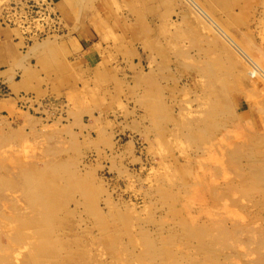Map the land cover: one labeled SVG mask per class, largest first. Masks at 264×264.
Returning <instances> with one entry per match:
<instances>
[{
    "label": "rangeland",
    "instance_id": "obj_1",
    "mask_svg": "<svg viewBox=\"0 0 264 264\" xmlns=\"http://www.w3.org/2000/svg\"><path fill=\"white\" fill-rule=\"evenodd\" d=\"M50 1L55 14L42 25L40 0H0V175L13 184L20 163L39 170L58 163L59 174L51 172L60 182L78 175L83 187L66 184L54 222L88 246L86 230L99 237L107 225L112 246L97 240L93 264H150L144 257L150 238L169 242L165 249L174 254L190 251L201 264L199 239L187 222L195 218L197 227L217 211L244 224L255 211L263 217L264 0H195L261 60L258 67L189 0ZM7 180L0 208L10 215L7 199L17 197L30 207ZM8 222L0 217L1 233ZM230 239H219L218 248L228 244L220 263L240 251L233 261L243 264L249 247L234 249L236 238ZM105 246L109 252H100Z\"/></svg>",
    "mask_w": 264,
    "mask_h": 264
},
{
    "label": "bare ground",
    "instance_id": "obj_2",
    "mask_svg": "<svg viewBox=\"0 0 264 264\" xmlns=\"http://www.w3.org/2000/svg\"><path fill=\"white\" fill-rule=\"evenodd\" d=\"M190 4H192L195 8L197 9L200 13L201 16L203 15L205 18H207L209 20V22L211 23V26L218 30V32H221V34L225 35L228 39L229 42L242 54L244 55L248 60H252L254 62L257 63V60L255 61L252 56H250L246 50L239 45V43L237 41H235L230 35H228V33L225 32V30L221 27V25L219 23H217V21L215 19H213L206 11L203 7H201V5H199L195 0H189ZM189 4V5H190ZM200 13H198L200 15ZM208 27L210 26V24H207ZM213 30L212 28H209L208 30ZM207 31V30H206ZM213 32V31H212ZM217 32V31H216ZM217 32V33H218ZM215 33V32H214ZM216 33V34H217ZM225 38V37H224ZM219 40V39H218ZM226 40V38H225ZM226 42V41H225ZM226 42V43H229ZM218 45V44H217ZM230 45V44H229ZM231 45V46H232ZM232 46V47H233ZM244 47L245 44H243ZM249 47V46H248ZM250 49V48H249ZM226 50V49H225ZM248 51V50H247ZM251 52V51H249ZM236 54V53H235ZM251 54H253V52H251ZM225 55V54H224ZM255 63V64H256ZM261 63V60H260ZM260 63H257V67L258 64L260 65ZM240 65V64H239ZM248 68V67H247ZM261 68L263 71L264 69ZM264 74V72H262ZM261 73V74H262ZM220 79V78H219ZM206 80V79H205ZM222 83V82H221ZM219 84V83H218ZM226 85V84H225ZM213 86V85H212ZM216 85H214L215 88ZM209 88V87H208ZM212 87V89H214ZM244 88V87H243ZM209 90V89H207ZM223 90V89H222ZM214 92V91H213ZM229 92V91H228ZM207 93V92H206ZM219 94V92L217 93ZM216 94V95H217ZM214 95V94H213ZM252 95V94H251ZM227 96V95H226ZM203 98V97H202ZM219 98V96H218ZM225 98V96H224ZM228 98V97H227ZM217 99V98H216ZM226 99V98H225ZM224 101V100H223ZM228 101V99H227ZM258 102V101H256ZM222 102L220 101L219 104ZM229 103V102H228ZM231 103V102H230ZM211 104V103H209ZM208 104V106H209ZM220 105V106H221ZM203 106V105H202ZM201 106V107H202ZM212 106V105H211ZM210 106V107H211ZM216 106L212 107V111L210 112L211 115H213L216 112ZM223 106V105H222ZM206 107V106H205ZM209 107V108H210ZM208 108V107H207ZM224 107H222L223 109ZM231 108V107H230ZM183 109V108H182ZM198 109V108H197ZM204 109V108H202ZM226 109V108H225ZM231 110V109H230ZM235 110V109H234ZM210 111V110H209ZM205 113V112H204ZM221 113V112H220ZM191 114V113H190ZM186 115V114H185ZM199 115V113H198ZM204 115V114H203ZM215 115V114H214ZM202 116V115H200ZM216 116V115H215ZM214 116V117H215ZM218 116V115H217ZM233 116V114H232ZM236 116V115H235ZM212 117V116H211ZM219 117V116H218ZM234 117V116H233ZM202 118V117H201ZM207 118V117H206ZM210 118V116H209ZM203 119V118H202ZM229 119V118H228ZM198 120V119H197ZM200 120V119H199ZM215 120V119H214ZM203 121V120H202ZM211 121V120H209ZM197 122V121H196ZM201 122V121H200ZM204 123L206 122V119H204L203 121ZM216 123L218 121H215ZM214 122V123H215ZM221 122V121H220ZM228 123V122H227ZM211 124V123H209ZM239 123H237L238 125ZM191 125V124H190ZM203 125V123H202ZM215 125V124H214ZM185 126V125H184ZM192 126V125H191ZM216 126V125H215ZM220 126V125H219ZM193 127V126H192ZM190 127V128H192ZM196 127V126H195ZM239 127V126H238ZM194 128V127H193ZM197 128V127H196ZM199 128V127H198ZM230 128V127H229ZM237 128V127H236ZM241 128V127H240ZM198 130V129H196ZM195 130V131H196ZM226 130V129H225ZM189 131H192L189 130ZM235 131V130H234ZM243 131V129H242ZM241 134H244L242 133ZM197 132V131H196ZM214 132V131H213ZM12 133V132H11ZM225 133V132H224ZM200 134V133H199ZM203 134V133H201ZM238 134V133H237ZM240 134V133H239ZM240 134V135H241ZM61 135V134H60ZM204 135V134H203ZM13 136V135H12ZM55 136V135H54ZM214 136V135H213ZM212 136V137H213ZM238 136V135H237ZM243 136V135H242ZM50 137V136H49ZM65 137V136H64ZM206 137V136H205ZM229 137V136H228ZM203 140L204 137L202 136ZM216 138V137H215ZM73 139V138H72ZM196 139V137H195ZM207 139V138H206ZM209 139V138H208ZM218 139V138H217ZM230 139V137H229ZM234 139V138H233ZM236 139V138H235ZM71 140V139H70ZM75 140V139H74ZM73 141V140H71ZM196 141V140H195ZM198 141V140H197ZM226 141V140H225ZM228 141V140H227ZM237 141V140H236ZM56 141H54L55 143ZM75 142V141H74ZM230 143V142H229ZM59 144V143H58ZM228 144V143H227ZM67 145V144H66ZM50 145H48L49 147ZM53 148V145H51ZM57 146V145H56ZM55 146V148H56ZM206 147V146H205ZM230 147V146H229ZM239 147V146H237ZM242 147V146H241ZM232 148V147H231ZM51 149V148H50ZM241 149V148H240ZM63 150V149H62ZM65 151V150H63ZM68 151V150H67ZM209 151V150H208ZM207 151V152H208ZM217 151V150H216ZM215 151V152H216ZM58 152V151H55ZM206 152V151H205ZM212 152V151H211ZM223 152V151H222ZM59 153V152H58ZM241 153V152H240ZM7 154V153H6ZM204 154V153H203ZM235 154V153H234ZM253 154V153H252ZM216 155V154H215ZM54 157V155H52ZM198 157V156H197ZM204 157V155H203ZM210 157V156H209ZM225 157V156H224ZM255 157V156H254ZM34 158V157H33ZM57 158V156H56ZM212 158V157H211ZM62 159V157H61ZM65 159V158H64ZM63 159V160H64ZM68 159V158H67ZM34 160V159H33ZM53 160V159H52ZM201 160V159H200ZM204 160V159H203ZM210 160V158H209ZM257 160V159H256ZM42 161V160H40ZM62 161V160H61ZM206 161V160H205ZM22 162V161H21ZM25 162V161H24ZM29 162V161H28ZM59 162V161H58ZM20 163V162H19ZM63 163V162H62ZM202 163V162H201ZM205 163V162H204ZM239 164V163H238ZM26 164L24 165L20 163L19 167L20 170L18 172V174H15V180L13 179V184L12 182L9 181V179L7 180L4 175H0V184L1 183H8L7 186H9V182L11 183V186L14 187V189L16 191H20L22 194L21 196L25 197V201H27L28 205H30V207H25L22 205L20 206V202H19V197H17V195L15 197H17V200L14 199H6L9 200L11 203H13V209H11V213L10 215L6 214L7 212H5L2 208H0V217H5L9 220L8 227L6 228L4 226V231H2V233L0 232V264L1 262L3 264L7 263V264H93L94 263V256H93V245L95 242H97V240L99 241H103L101 243H107L108 241L110 242V240L108 239L109 236L107 235L108 229H107V225L105 226L104 223H102L100 225V234L99 237H96L93 233V231H89L88 228L86 231L91 232V238L89 246L87 245L88 242H85L83 240V238H81V234H72V235H64L63 231H61V229H63L62 223L60 225V223L58 222V224L61 227V229H58L55 225V219L56 218V212L59 208V201H61L60 198H62L61 194L63 191H66V184L72 185V188L74 187L73 184L78 183L77 188H81L83 187L82 184H79V177L78 175H73L67 178V181L65 182H60V179H58L59 177L56 175H54L55 173L51 172V169L54 170V168L58 167V163L56 166H54V164L49 166H46L47 168L43 169V170H39L38 167L36 168L33 165H29ZM211 165V164H210ZM240 166V165H239ZM18 167V168H19ZM33 167V168H32ZM35 167V168H34ZM216 167V166H215ZM225 167V166H224ZM256 167V165H255ZM254 167V168H255ZM60 168V166H59ZM58 168V169H59ZM77 168V167H76ZM221 168V167H220ZM232 168V167H231ZM250 168V167H249ZM42 169V168H40ZM218 169V168H217ZM222 169V168H221ZM16 170V169H15ZM61 170V169H60ZM240 170V168H239ZM253 170V169H252ZM250 170V172L252 171ZM56 171V170H54ZM210 171V170H209ZM229 171V170H228ZM257 171V170H256ZM259 175H261V177H263L264 175V166H260L259 168ZM257 171V172H258ZM57 172V171H56ZM61 172V171H60ZM241 172V170H240ZM249 172V173H250ZM58 173V172H57ZM224 173V172H223ZM222 173V174H223ZM237 173V171H236ZM244 173V172H241ZM252 173V172H251ZM261 173V174H260ZM2 174V173H1ZM59 174V173H58ZM216 174V173H215ZM228 174V173H227ZM239 173H237L238 176ZM245 174V173H244ZM248 174V173H247ZM254 174V173H253ZM221 175V174H220ZM230 175V174H229ZM196 176V175H195ZM194 176V177H195ZM198 176V175H197ZM196 176V177H197ZM210 176V175H209ZM223 176V175H222ZM239 177V176H238ZM253 177V175H252ZM200 178V176L198 177ZM11 179V176H10ZM217 179V178H216ZM250 179V178H249ZM70 180L74 183H71ZM218 180V179H217ZM256 180V179H255ZM12 181V180H11ZM201 181V180H200ZM199 181V182H200ZM210 181V179H209ZM222 181V180H221ZM248 181V180H247ZM250 181V180H249ZM252 182V179H251ZM256 182V181H254ZM259 182V181H257ZM263 182V181H262ZM210 183V182H209ZM212 183V182H211ZM231 183H233L231 181ZM235 183V182H234ZM241 183V182H240ZM246 182L242 183L245 184ZM249 184L250 183L248 182ZM260 183V182H259ZM196 184V182H195ZM247 184V183H246ZM256 184V183H255ZM234 187V184H231ZM259 185V184H258ZM256 184V186H258ZM179 186V185H178ZM242 187V185H240ZM250 186V185H249ZM262 186V185H261ZM212 187V186H211ZM232 187V186H231ZM238 187V186H237ZM89 188V187H88ZM205 188V187H204ZM239 188V187H238ZM4 189V188H3ZM75 189V187L73 188ZM86 189V188H85ZM231 189V188H230ZM2 190V188H1ZM6 190V189H5ZM8 191V190H7ZM68 191H71L70 189ZM74 191V190H73ZM87 191V189H86ZM196 191V190H195ZM1 194V193H0ZM20 194L18 196H20ZM71 194V193H70ZM72 195V194H71ZM82 195V193H81ZM238 195V194H237ZM2 196V195H1ZM60 198H59V197ZM68 196V195H66ZM1 198V197H0ZM94 199V198H93ZM2 200V198H1ZM3 201V200H2ZM82 201V200H81ZM8 202V201H6ZM1 204H3L2 202H0ZM90 203V202H89ZM7 204V203H6ZM63 204V202L61 203V205ZM95 204V203H94ZM202 204V203H201ZM258 205V203H255ZM60 205V206H61ZM93 205V204H92ZM228 205V204H227ZM3 207V205H2ZM5 207V206H4ZM62 207V206H61ZM93 207V206H92ZM260 207V206H259ZM64 208V207H63ZM71 208V207H70ZM80 208V207H79ZM94 208V207H93ZM97 208V206L95 207ZM92 209V208H91ZM208 209V208H207ZM211 209V208H210ZM61 210H65L61 209ZM69 210V209H68ZM209 210V209H208ZM207 210V212H208ZM216 211V209H213ZM71 211V210H70ZM94 211V209H93ZM89 213L91 211H88ZM103 212V211H102ZM218 212V211H217ZM216 212V217H210L211 215H209V221H207V223H201L196 225L197 227H195V220H190L189 222H187L188 225H185V228L187 230H189L188 232H191L190 235L196 236L199 239V243H197L200 246V251L198 250L197 253H200L203 255V262L201 264H226V263H220V258L219 256L221 254H223V249H226V245L228 244H224L221 248H218V242L220 241L219 239H230V237L232 238H236V244L235 245H231V241H230V245L234 247H238L236 246L237 244H243L248 246L249 250L247 249V247H245L246 250H248L249 256L244 260L243 264H264V226L262 224H264V222L262 223L261 219L264 217L260 216L259 214L257 215V212L259 211H255L253 212L254 214L249 217L250 219V223H241V221H239V218L237 219H231L230 217H226V214H223V216L225 215L224 218L219 217V213ZM62 213V212H61ZM78 213V212H77ZM101 213V212H100ZM183 213V212H182ZM206 213V212H205ZM213 215L215 214L214 212H212ZM211 213V214H212ZM226 213V211H225ZM64 214V213H63ZM76 214V213H75ZM96 214V212L94 213ZM104 214V213H103ZM222 214V213H221ZM220 214V216H221ZM229 214V213H227ZM8 215V216H7ZM60 215V214H59ZM65 215V214H64ZM105 215V214H104ZM208 215V214H207ZM206 215V216H207ZM61 216V215H60ZM59 216V219L61 220ZM70 216V215H69ZM76 216V215H75ZM91 216H97V215H91ZM234 217V216H233ZM240 217V216H237ZM102 219V215L100 217ZM99 218V220H100ZM228 218V219H227ZM64 219V218H63ZM201 219V218H200ZM228 220H233L232 221V226L228 224ZM264 220V219H263ZM3 221V220H2ZM55 221V222H54ZM65 221V220H62ZM61 221V222H62ZM96 221V220H95ZM107 221V220H106ZM112 221V220H111ZM199 221V220H198ZM244 221V220H243ZM246 221V220H245ZM261 221V222H260ZM67 222V221H65ZM108 222V221H107ZM132 222V221H131ZM249 222V221H248ZM73 223V222H72ZM71 223V225H72ZM80 223V222H79ZM106 223V222H105ZM186 224V222H184ZM190 223V224H189ZM192 223V224H191ZM1 224V223H0ZM5 224V223H4ZM107 224V223H106ZM194 224V225H193ZM2 225V224H1ZM67 225V224H66ZM184 225V224H183ZM121 226V225H120ZM231 226V227H230ZM79 227V226H78ZM73 228V227H72ZM70 228V229H72ZM75 228V227H74ZM81 228H86V227H79ZM69 229V230H70ZM73 230V229H72ZM65 231V230H64ZM67 231V230H66ZM74 231V230H73ZM79 232V231H78ZM67 233V232H66ZM69 233V231H68ZM83 233V232H82ZM121 233V232H120ZM124 233V232H123ZM261 233V234H259ZM84 234V233H83ZM113 235V234H112ZM116 235V234H115ZM154 235V234H153ZM258 235L260 236V238H258ZM114 236V235H113ZM160 236V235H159ZM88 237V236H87ZM243 237V238H242ZM2 238L6 239V242L2 241ZM85 238V237H84ZM115 238V237H114ZM164 240H166V237ZM162 238V239H163ZM194 238V237H193ZM159 239V238H157ZM197 239V240H198ZM121 240V239H120ZM156 239H147L146 240V248L144 251V257L148 258V260L151 262L150 264H165V262H163L162 259H170L171 264H200V259L199 256L198 258L195 260L192 258L190 251H188V254H174L173 248H169V250L165 249V245L168 244L169 242L166 241L165 244H163L161 242L155 241ZM231 240V239H230ZM99 241V242H100ZM114 241V240H113ZM117 241V240H116ZM193 242V241H192ZM256 243V247L254 249L251 248V244ZM115 243V241H114ZM113 243V244H114ZM160 243L162 245H160ZM96 244V243H95ZM111 244V242L109 243ZM178 244V243H177ZM189 244V242H188ZM197 244L195 245V243L193 245H195V247L197 246ZM234 244V242L232 243ZM100 245V244H99ZM175 245V244H174ZM185 245V244H184ZM192 245V246H193ZM221 245V244H220ZM95 246V245H94ZM112 246V244H111ZM191 246V245H190ZM191 246V247H192ZM254 246V245H253ZM101 247H104V245L102 244ZM118 247V246H117ZM183 247V246H182ZM232 247V248H233ZM114 248V247H113ZM181 248V246H180ZM185 248V247H184ZM190 248V247H189ZM198 248V246H197ZM116 249V246L115 248ZM186 249V248H185ZM192 249V248H191ZM199 249V248H198ZM222 249V250H221ZM244 249V248H243ZM242 249V250H243ZM99 250V249H98ZM103 250H107L106 246L105 248H103L102 250L100 249V252H103ZM118 250V249H117ZM188 250V248H187ZM240 250V249H239ZM96 251V250H95ZM113 251V249H112ZM111 251V253H112ZM184 251V249H183ZM182 251V252H183ZM193 251V250H192ZM196 251V249H195ZM222 251V252H220ZM228 251V250H227ZM98 252V251H96ZM109 252V251H108ZM116 250H115V254H116ZM181 252V250L179 251ZM186 252V250L184 251ZM183 252V253H184ZM230 252V251H229ZM243 252V251H242ZM241 252V253H242ZM258 254L256 258H254V256H252L253 254L256 255V253ZM107 254V252H105ZM121 253V252H120ZM240 253V251H239ZM238 252L235 254V256L232 255V258L234 259L235 257H240ZM95 254V253H94ZM114 254V255H115ZM118 254V253H117ZM131 254V253H130ZM150 257H148L147 255ZM172 254V255H171ZM227 254V253H226ZM97 257L98 255L95 254ZM122 255V254H121ZM195 255V254H194ZM225 255V253H224ZM228 255V254H227ZM225 255V257L227 256ZM237 255V256H236ZM119 256V255H118ZM164 256L168 257V258H163ZM223 256V255H222ZM102 257V256H101ZM114 257V256H113ZM221 257V256H220ZM229 257V256H228ZM96 258V257H95ZM103 258V257H102ZM118 257H115V259H117ZM227 258V257H226ZM236 258V259H237ZM169 259V260H170ZM199 259V260H198ZM223 259V258H221ZM230 261L229 264H240L238 260L236 261ZM103 260V259H102ZM101 259L97 261V263L99 264H105L107 263L108 259L106 262H104V260L102 261ZM110 260V259H109ZM119 260V259H118ZM202 260V259H201ZM228 260V259H227ZM226 260V261H227ZM230 260V259H229ZM228 260V261H229ZM114 262V261H113ZM147 262V261H146ZM145 261L144 263L147 264ZM238 262V263H237ZM109 263V262H108ZM125 263V262H123ZM168 263V262H167ZM122 264V262H121ZM127 264V263H126Z\"/></svg>",
    "mask_w": 264,
    "mask_h": 264
},
{
    "label": "built area",
    "instance_id": "obj_3",
    "mask_svg": "<svg viewBox=\"0 0 264 264\" xmlns=\"http://www.w3.org/2000/svg\"><path fill=\"white\" fill-rule=\"evenodd\" d=\"M40 3H41V5H43V7H45V8H43L44 9L43 15H44V18H45V19H42V21H43L42 25H43V23H45L46 20H48L52 16H54L53 14H55V13H53L52 11L49 10L50 5L52 4V2L50 0H40Z\"/></svg>",
    "mask_w": 264,
    "mask_h": 264
},
{
    "label": "crops",
    "instance_id": "obj_4",
    "mask_svg": "<svg viewBox=\"0 0 264 264\" xmlns=\"http://www.w3.org/2000/svg\"><path fill=\"white\" fill-rule=\"evenodd\" d=\"M46 41H44V43H45Z\"/></svg>",
    "mask_w": 264,
    "mask_h": 264
}]
</instances>
